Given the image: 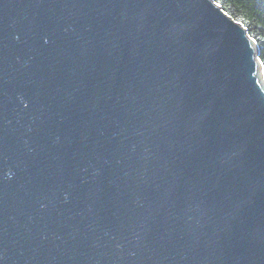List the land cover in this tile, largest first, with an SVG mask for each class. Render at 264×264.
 <instances>
[{
	"label": "water",
	"instance_id": "1",
	"mask_svg": "<svg viewBox=\"0 0 264 264\" xmlns=\"http://www.w3.org/2000/svg\"><path fill=\"white\" fill-rule=\"evenodd\" d=\"M213 0H0V264H264V74Z\"/></svg>",
	"mask_w": 264,
	"mask_h": 264
},
{
	"label": "trees",
	"instance_id": "2",
	"mask_svg": "<svg viewBox=\"0 0 264 264\" xmlns=\"http://www.w3.org/2000/svg\"><path fill=\"white\" fill-rule=\"evenodd\" d=\"M232 18L242 22L256 41L264 73V0H215Z\"/></svg>",
	"mask_w": 264,
	"mask_h": 264
},
{
	"label": "bare ground",
	"instance_id": "3",
	"mask_svg": "<svg viewBox=\"0 0 264 264\" xmlns=\"http://www.w3.org/2000/svg\"><path fill=\"white\" fill-rule=\"evenodd\" d=\"M215 3H216V1L215 0H213ZM220 6V5H219ZM220 8H221V6H220ZM222 10H223V8H221ZM224 11V10H223ZM225 12V11H224ZM226 13V12H225ZM229 15V14H228ZM232 17V16H231ZM234 19V18H233ZM236 20V19H235ZM236 21H238V20H236ZM238 22H240V21H238ZM241 24H243L242 22H240ZM244 25V24H243ZM244 27H246L245 25H244ZM247 32H248V34H249V36L254 40V38L250 35V33H249V31H248V29H247ZM256 42V41H255ZM256 56H257V58L260 60V57H259V49H258V53L256 54ZM261 61V60H260ZM261 65H262V63H261ZM262 71H263V66H262ZM264 74V73H263Z\"/></svg>",
	"mask_w": 264,
	"mask_h": 264
},
{
	"label": "rangeland",
	"instance_id": "4",
	"mask_svg": "<svg viewBox=\"0 0 264 264\" xmlns=\"http://www.w3.org/2000/svg\"><path fill=\"white\" fill-rule=\"evenodd\" d=\"M219 5V4H218ZM235 20V19H234Z\"/></svg>",
	"mask_w": 264,
	"mask_h": 264
}]
</instances>
